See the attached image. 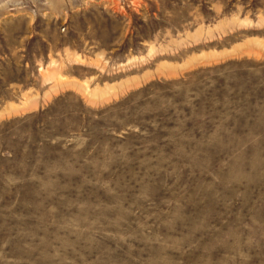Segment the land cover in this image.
<instances>
[{
    "label": "rangeland",
    "instance_id": "obj_1",
    "mask_svg": "<svg viewBox=\"0 0 264 264\" xmlns=\"http://www.w3.org/2000/svg\"><path fill=\"white\" fill-rule=\"evenodd\" d=\"M0 264H264V0H0Z\"/></svg>",
    "mask_w": 264,
    "mask_h": 264
},
{
    "label": "bare ground",
    "instance_id": "obj_2",
    "mask_svg": "<svg viewBox=\"0 0 264 264\" xmlns=\"http://www.w3.org/2000/svg\"><path fill=\"white\" fill-rule=\"evenodd\" d=\"M103 92V91H102ZM102 92H101V94H102Z\"/></svg>",
    "mask_w": 264,
    "mask_h": 264
}]
</instances>
